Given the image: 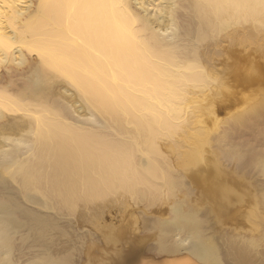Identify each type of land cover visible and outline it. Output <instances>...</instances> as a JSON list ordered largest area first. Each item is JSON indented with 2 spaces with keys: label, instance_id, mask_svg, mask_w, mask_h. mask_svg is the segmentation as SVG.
Returning <instances> with one entry per match:
<instances>
[{
  "label": "bare ground",
  "instance_id": "6f19581e",
  "mask_svg": "<svg viewBox=\"0 0 264 264\" xmlns=\"http://www.w3.org/2000/svg\"><path fill=\"white\" fill-rule=\"evenodd\" d=\"M172 25L177 44L159 35ZM69 108L101 118L103 130L80 125ZM26 145L24 160L11 154ZM5 177L39 193L47 209L94 222L130 199L187 196L174 225L204 256L264 264V0H0V194ZM16 199L0 200V212L28 236L0 239V255L47 262L57 246L71 263L65 235ZM210 214L220 229L235 226L222 246L207 229ZM124 252L110 264L141 259Z\"/></svg>",
  "mask_w": 264,
  "mask_h": 264
},
{
  "label": "rangeland",
  "instance_id": "374dc122",
  "mask_svg": "<svg viewBox=\"0 0 264 264\" xmlns=\"http://www.w3.org/2000/svg\"><path fill=\"white\" fill-rule=\"evenodd\" d=\"M176 28L177 27L175 25H172L170 27V29H167L166 31L164 30V32L159 33V35L165 41H167V42L169 41L168 43L177 44L178 38L176 36ZM176 38H177V40H176ZM68 110H69L70 114L74 113V115L72 116L73 118H76L77 120H79V121H77L75 119L76 122L81 121L79 123L80 125H82L81 123H84L87 125V127L90 125V128H92V126H93L95 129L103 130L104 123L101 120V118H99L93 114L84 117V116H80V115L76 114L73 110H72L73 112L71 113L70 108ZM80 112H82V110H80ZM27 149H28V145L22 146L19 149H14V150L11 149L10 152L14 156L18 155L19 159L24 160V157H25L24 154H25ZM261 178H258L257 181L263 182L264 178L263 177H261ZM5 179H7V180L5 181ZM5 179H3L2 182L6 185V189H7L8 193L4 192L5 194H3V193L0 194V200H2L4 198L1 202L4 201V204H6L7 201H12L13 199H16L19 196L20 198L18 197V199H16V202L20 203L21 206H23L24 208L33 210V212L35 213L36 217H38L39 220H43V222L44 221L45 222L51 221L50 223L54 227H57V229L59 231L55 235H61L60 232H62V234L65 235V253H69L72 256V258H71V256H70V258H68L65 255V258H68L69 260L71 259V263L69 261L67 263L65 260V264H81L80 262H82V264H85L87 261L101 262V264H110L111 263L110 259L115 256V254L113 252H116V251L129 252L132 248L138 252H136V251L132 252V250H133L132 249L131 250L132 253L129 252L130 256L132 255V257H133L134 255H136V253L137 254L139 253L138 256H140L141 259H151L153 261L167 260V261L174 264L180 258L187 256L188 258L192 259L196 264H222L221 259H216L215 257L213 259L212 256L208 257V255L204 256L203 254L205 252L202 249L201 244H199L198 241H196L191 236H185L184 233H181L179 231V229L174 225L175 218L180 216V215H178L179 205L184 203L187 200V196L183 197V196L179 195V197L174 199L170 204H168V202H165V200H162L161 202L160 201L156 202L155 204H146V203H141L138 200L134 201V200L130 199V200H128L129 206H125L124 208L122 205L120 207L118 204H116V205H118V207L116 205H114L112 207L109 206L103 212L102 217H104V218L102 219V217H101L102 220L107 221V222L109 221L108 225H107V222L101 221V219L98 222H94L93 218L90 219V217H91L90 215L89 216L87 215L88 216L87 217V216H83L82 213H81V215H79L80 213L77 214V217H74V218L71 216L66 218L63 215L59 214L54 209L52 210L49 207L48 208L50 210L47 209V205H46L47 203L44 201V199L41 197V195L39 193L35 192L34 194H28L23 190L21 185L10 180L8 177H5ZM10 189L12 191H10ZM196 195L197 194L193 193L190 196V199L193 200L196 197ZM8 197H12V198H8ZM24 197H26V198H24ZM163 201L165 203H162ZM127 207H128V210H125V208L127 209ZM140 207H142V208H140ZM54 211H56V212H54ZM125 211H127V213ZM80 212H82V209H80ZM162 212H164V213H162ZM167 212H168V214H166ZM57 213L59 215H56ZM104 213H106V214H104ZM83 214L86 215V213H83ZM55 215L57 217L58 216L59 217L57 218ZM240 216H241V214H240ZM84 217L86 218V220ZM110 217H112V218H110ZM209 217H211V218H208L209 222L207 223V227H208L207 229H209L208 230L209 232L212 231L213 234L212 233H210V234L213 235L214 236L213 238L217 241V243L220 246H222L223 241H225L226 239H229L228 237H230L232 234H235V231H233L235 229V226L228 223V225H230V227L232 226L231 228L227 224H225V225H227V227L224 225L225 227L223 226L220 229L219 225L215 222L214 219H212L213 216L210 214ZM81 218L83 219L82 221H81ZM238 219L241 220L243 218L239 217V215H238ZM238 219H237V221H239ZM90 220H92V222H90ZM156 220H159L160 227L157 229H154L153 223ZM100 221L104 222L103 225ZM241 221L243 222L244 219ZM241 221H239V222H241ZM11 222H12V219L10 217H8L7 214L0 212V239L2 240L5 238V240L10 241L12 244V243L21 241V239H23V238H26V236H28V231L25 229V227L23 228L22 225H20L18 228L15 229ZM94 223L95 224L97 223V224L95 225ZM99 223H101L100 224L101 228H100V225L97 227V225ZM112 223H114L113 225H115L114 226L115 229L111 225ZM213 223H215V224H213ZM126 224H128V225H126ZM208 224H210V225H208ZM72 225H73V227H72ZM122 225H123V227H122ZM263 226H264V222H262V227ZM262 227H260L257 232L248 233V235L244 232L236 233V234L247 235L249 237L259 236L260 232H262V229H263ZM99 228L101 230H99ZM103 228H105V230ZM213 228H215V229H213ZM218 229H220L221 231L223 230V231L221 232ZM231 229H233L232 230L233 232L231 231ZM125 231H127V232H125ZM134 231H135L136 236H135V234H132V232H134ZM218 231L221 233L219 234ZM82 232H84V235L82 234ZM129 232H130V234H129ZM214 232H216V233H214ZM215 234H218L217 238H216ZM91 236H92V239H91ZM111 236H113V238H114V240H112L113 238L110 240L113 244L108 239H106V237H111ZM122 236H123V238H122ZM134 237H136V238H134ZM137 237L141 241H139V240L135 241L134 239H138ZM81 238L83 240H86V242L84 241L85 245L83 246L86 248H82L85 250L81 251V253L80 252L77 253L76 255L73 253H70L71 250L76 247L78 241H80ZM89 242H91V243H89ZM106 242H107V245H106ZM133 242H135L137 246L139 243H140L139 245H144V247L141 246L142 248L140 246H138L139 250L141 249L140 252L138 250V247H136V245L134 246ZM88 243H89V245H87ZM127 244H128V246H130V249L128 247L129 250L124 247V246L127 247ZM90 245H93V246L91 247ZM96 245H97V248L95 247ZM163 245L170 247L171 252L160 251L162 249ZM87 246H90V247L88 248ZM103 246L105 247V249ZM158 247H159V250H158ZM90 248H93V249H90ZM94 248H96V250ZM37 249H39V247H37ZM4 250L6 251L5 252L6 254L4 253L3 255H0V264H6V263H10V262L11 263L14 262L13 264H16L15 262H16V258L19 255V252L7 250V249H4ZM59 250H60L59 247L53 246L50 249V254H49L50 256L48 257L49 259L47 260V262H44L40 259H36V260H34L35 262L33 261L32 263H29V264H53V262H54V264H62L61 255H60ZM92 251H93V253H92ZM9 254H11V255H9ZM83 254H84L85 260L83 258ZM141 254L146 258H144ZM200 257L202 258V260ZM205 258H206V260H205ZM207 258H209V259L207 260ZM229 258H231V257H229ZM141 259H139V260L137 259L138 261L136 260V262H134V263L139 264ZM27 261H26V259H23V260H21L20 264H28ZM207 261H209V262L207 263Z\"/></svg>",
  "mask_w": 264,
  "mask_h": 264
}]
</instances>
